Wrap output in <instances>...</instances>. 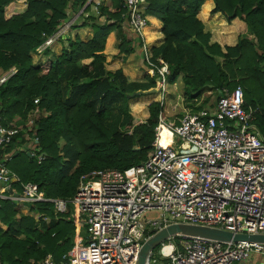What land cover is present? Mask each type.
Listing matches in <instances>:
<instances>
[{
	"label": "trees",
	"instance_id": "1",
	"mask_svg": "<svg viewBox=\"0 0 264 264\" xmlns=\"http://www.w3.org/2000/svg\"><path fill=\"white\" fill-rule=\"evenodd\" d=\"M87 1L0 0V74L17 68L0 84V122L9 126L17 119L34 118L37 141L32 144L45 155L38 163L28 152H17L9 168L22 183L38 184L40 192L50 198L71 197L79 177L90 170L125 169L144 161L152 149L158 117L164 116L161 104L153 101L147 106L149 118L133 125L128 100L138 96L137 91L155 86L154 80L148 75L146 83L131 82L122 70H106L103 51L110 32H116L118 48L129 51L130 40L123 28L125 9L122 0H98L104 19L85 16ZM204 1L147 0L145 12L162 21L165 36L153 56L167 62L169 81L185 73L188 98L208 88H218L219 97L224 93L220 86L227 83L230 90L240 85L245 101L254 81L264 83V0H213L212 14L239 18L251 32L250 39L242 38L226 52L217 44L209 45L210 34L196 17ZM15 2L26 3L27 9L14 11ZM69 11L78 15L80 26L92 28V38L69 40L55 60L33 66L31 52L44 36L57 31ZM49 52L50 48L44 54ZM88 59L89 63L82 62ZM251 105L257 108L254 122L264 135V102ZM16 144L4 146L0 157ZM13 190L20 194L21 183ZM22 206L30 213L19 217L17 208ZM36 213L53 220L34 229ZM0 223L8 226L6 231L0 227V264H30L48 254L60 261L72 250L73 220L68 214H55L51 203L0 198ZM171 240L178 242L179 236Z\"/></svg>",
	"mask_w": 264,
	"mask_h": 264
},
{
	"label": "built area",
	"instance_id": "2",
	"mask_svg": "<svg viewBox=\"0 0 264 264\" xmlns=\"http://www.w3.org/2000/svg\"><path fill=\"white\" fill-rule=\"evenodd\" d=\"M122 6L123 24L141 42L147 74L163 94L169 67L162 58H154L144 42L149 24L147 0H122ZM73 22L44 36L35 52L44 54L54 43L66 39ZM16 71L3 77L0 84ZM256 112L245 107L243 89L237 85L220 95L213 108L185 111L179 124L160 115L152 149L144 161L125 169L90 170L79 177L69 198L46 197L38 184L22 183L9 168L19 151L3 154L0 198L51 203L55 214H68L75 226L71 252L64 253L60 261L48 254L30 264H136L150 230L173 223L234 234H264V135L255 126ZM24 132L0 122V150L14 141L19 144L21 139L25 141L21 150L41 163L45 155L30 137L26 141ZM18 183L20 194L13 190ZM151 213L157 215L149 216ZM171 239L160 244L156 254L150 251L144 264H239L252 254H264V243L260 242L194 236H179L178 242Z\"/></svg>",
	"mask_w": 264,
	"mask_h": 264
},
{
	"label": "crops",
	"instance_id": "3",
	"mask_svg": "<svg viewBox=\"0 0 264 264\" xmlns=\"http://www.w3.org/2000/svg\"><path fill=\"white\" fill-rule=\"evenodd\" d=\"M96 1L98 0H91L89 2L87 5L89 6V9L86 13H84L85 16H92L96 18L100 16L99 10L97 6H95L97 5ZM214 6L215 2L213 0H205L196 14V17L202 22L204 26V32L210 34L209 45L217 44L219 45L222 52H226L227 47L236 46L242 38L250 39L252 37L247 24L239 18L228 19L227 16L221 12L212 14ZM147 16L149 19V24L144 30V42L148 45L152 52L153 49L158 48L164 43L165 36L163 34L162 21L153 15L147 14ZM73 19L75 24H73V26L71 25L68 31V37L66 39L67 41L61 42L59 40L61 44L54 43L50 48V52L44 56H33L32 60L34 62H39L37 66L47 59L55 60L57 57H59L62 54L63 48L67 47L69 40H75L78 38L81 41L86 42L92 38V28L89 26H80L78 22L80 21L78 19V15L74 14ZM123 28L125 29L127 39L130 40L128 41L130 44L127 43L128 45L126 46V49L129 51L125 52L124 50H120L117 46L118 39L116 32H110L106 38L105 48L103 51L105 57V68L110 72L122 70L128 81L146 83L148 82L147 77L149 76L144 63L142 46L138 43L139 39H137L138 37H136L134 33H132L124 25ZM215 50L217 51V49ZM216 56V59L219 62H223L222 57L218 55ZM89 61L90 60L88 59L83 60L82 62L89 63ZM262 69H264V65H262ZM184 76L185 73L180 72L174 82L169 81V87L167 89L168 92L166 95L165 93L160 94L155 89V86L149 89L137 91L136 93H139L138 96L128 100V108L132 116L133 125L144 123L149 118L147 106L153 101L159 102L161 104L164 114L163 117L170 123L174 124L180 123L185 111H197L201 108H213L218 98L217 95L220 93L219 89L208 88L202 91L198 96L194 98H188L186 97V90L183 80ZM220 87L223 92L231 91L226 85L222 84ZM245 107H252L257 111V108L253 107L247 102V100H245ZM256 128L260 132L257 126ZM260 134L262 133L260 132ZM22 207L25 209L27 206ZM0 227L4 231L8 230V226L2 223H0ZM39 227L40 224L37 223L35 228ZM239 264H264V254H252L248 260Z\"/></svg>",
	"mask_w": 264,
	"mask_h": 264
},
{
	"label": "water",
	"instance_id": "4",
	"mask_svg": "<svg viewBox=\"0 0 264 264\" xmlns=\"http://www.w3.org/2000/svg\"><path fill=\"white\" fill-rule=\"evenodd\" d=\"M90 1L91 0H88L85 6H87ZM28 155L30 156L29 153ZM175 236H194L224 242L253 241L264 243V234H234L226 230L203 225L173 223L160 230H150V236L142 244L136 264H144V261L150 251L154 250L164 241Z\"/></svg>",
	"mask_w": 264,
	"mask_h": 264
},
{
	"label": "rangeland",
	"instance_id": "5",
	"mask_svg": "<svg viewBox=\"0 0 264 264\" xmlns=\"http://www.w3.org/2000/svg\"><path fill=\"white\" fill-rule=\"evenodd\" d=\"M95 6H97V5H95ZM13 9L16 12L17 11L18 12H24L27 9V4L26 3H22V2H15L14 6H13ZM73 17H74V13L71 12V11H69L68 12V19L63 20V21H60V24L58 25L57 29L63 27L64 24L68 23L69 21H72L73 20ZM97 18L104 19L101 16H99ZM73 24H75V22L72 23V26H73ZM66 39L64 38V39H61L60 41L61 42L67 41ZM60 41L59 42H56V43L57 44H61ZM67 46H68V43H67ZM44 55L45 54H38L35 51H32L31 52L32 59H33V56L36 57V56H44ZM38 63L39 62H37V61H35V62L33 61V65L34 66H37ZM14 70H17V68L15 66H12L9 70H7V71L3 72L2 74H0V80L3 77H6L8 73L13 72ZM223 85H226L227 86V83H225ZM168 87H169V80L167 79L166 86H165V95L168 92L167 91ZM246 88H248V86H245V90H246ZM248 90H249V96L247 97V102L248 103H250V104H258V103H263L264 102V83L260 84L259 82L254 81V83L249 87ZM9 126H11V127L14 126V127H20V128H22L23 131H25L24 134L25 135H28L26 141H29V137H30V142H33V144H34V142H36V139H35L36 138V131H35V126H34V118H30L26 122H22V121H19V119H17L16 121L13 122L12 125H9ZM24 145H25V141H22L19 144L17 143L15 145L14 149L15 150L17 149L19 152H23V150H21V149H22V147ZM37 149H40V148L38 147ZM35 160L37 161V158H35ZM69 207L71 209L74 208L71 205H69ZM24 210H27V211H24ZM17 212H18L19 217L21 215H25V214H29L30 213L28 207H26L25 209H24V207H18L17 208ZM156 215H157V213H151V214H149V216H152V217H155ZM34 218H35V221H36L35 226H34V229H36L35 227H36L37 223L41 225V223H43V222L51 223L52 220H53L50 216H47V215H45L43 213H36L34 215ZM80 232L82 234L84 233L83 228H81V231ZM74 235H75V232H74ZM74 235L71 237V243H73ZM154 252H155V254L158 252V247H156L154 249Z\"/></svg>",
	"mask_w": 264,
	"mask_h": 264
}]
</instances>
